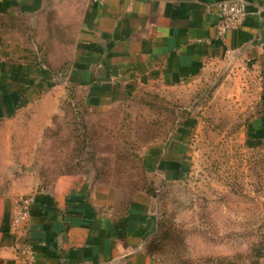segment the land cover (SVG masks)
Segmentation results:
<instances>
[{
	"label": "crops",
	"instance_id": "0c3cea01",
	"mask_svg": "<svg viewBox=\"0 0 264 264\" xmlns=\"http://www.w3.org/2000/svg\"><path fill=\"white\" fill-rule=\"evenodd\" d=\"M222 1L0 0V264H19L25 244L40 264H160L145 250L157 231L154 197L45 167V133L70 107L104 115L144 92L216 81L219 94L248 100L247 142L264 149V0H245L243 25L226 35L227 48L252 60L246 70L224 61L215 38ZM175 132L140 152L161 182L163 166L182 165L170 157L182 145ZM27 197L29 221L13 229L15 202Z\"/></svg>",
	"mask_w": 264,
	"mask_h": 264
},
{
	"label": "rangeland",
	"instance_id": "374dc122",
	"mask_svg": "<svg viewBox=\"0 0 264 264\" xmlns=\"http://www.w3.org/2000/svg\"><path fill=\"white\" fill-rule=\"evenodd\" d=\"M218 86L200 82L185 90L144 92L79 122L97 168L81 172L106 177L124 193L153 191L162 225L153 257L160 264H264V149L247 142L248 100L229 90L219 94ZM72 121L68 112L57 123L70 127ZM181 126L184 131L177 130ZM174 132L182 145L171 147L170 157L184 156L182 165L163 166L167 180L161 182L144 173L140 152Z\"/></svg>",
	"mask_w": 264,
	"mask_h": 264
},
{
	"label": "trees",
	"instance_id": "16d2710c",
	"mask_svg": "<svg viewBox=\"0 0 264 264\" xmlns=\"http://www.w3.org/2000/svg\"><path fill=\"white\" fill-rule=\"evenodd\" d=\"M73 121L69 126L59 125L58 120L54 118V124L56 128L48 130L44 136V145L46 147V155L49 160L48 167L52 169V173L59 172H70V171H81L94 169L96 172V162L94 152H87V143L79 135V122H81V117L85 113H81L75 110V107H70ZM140 165L144 173L147 172V169L142 162V159L139 160ZM88 165L90 167H88ZM106 179V177H104ZM138 190L133 189L131 192H136ZM147 194H153L152 190L145 189ZM151 196V195H150ZM162 225L160 222V215L158 212V223H157V233H155L146 243L145 250L148 255L153 256V252L156 247V237L160 232ZM252 253L255 257L261 258V249L254 248ZM257 264V262L252 263Z\"/></svg>",
	"mask_w": 264,
	"mask_h": 264
},
{
	"label": "built area",
	"instance_id": "2783aa9c",
	"mask_svg": "<svg viewBox=\"0 0 264 264\" xmlns=\"http://www.w3.org/2000/svg\"><path fill=\"white\" fill-rule=\"evenodd\" d=\"M93 4H101L105 0H87ZM217 18L218 22L216 25L215 38L217 41L222 43L225 47L224 61L228 65L235 64L238 69L246 70L251 59L241 58L239 53L227 48L226 46V35L230 31L239 29L246 18V1L245 0H228L217 3ZM31 198H22L15 202L13 215L11 218V227L18 229L29 221L30 213L29 208L31 204ZM19 264H40L36 253L29 244L23 245L17 254Z\"/></svg>",
	"mask_w": 264,
	"mask_h": 264
}]
</instances>
